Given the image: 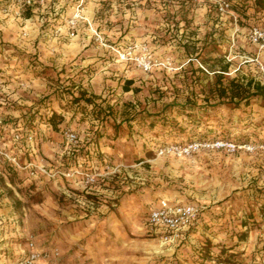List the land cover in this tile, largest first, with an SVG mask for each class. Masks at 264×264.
<instances>
[{"label":"rangeland","instance_id":"obj_1","mask_svg":"<svg viewBox=\"0 0 264 264\" xmlns=\"http://www.w3.org/2000/svg\"><path fill=\"white\" fill-rule=\"evenodd\" d=\"M28 1L0 0V41L48 66L29 73L0 52V141L14 149L13 120L31 124V160L47 172L20 176L0 161V264H17L30 239L58 264H264V97L235 106L218 90L259 81L249 30L264 9L253 0L224 10L222 0H84L91 24L67 37L80 0ZM145 55L150 71L137 60ZM83 93L95 104L71 103ZM49 107L64 115L57 130ZM195 141L203 145L190 155L162 152ZM161 197L203 208L185 240L167 243L146 225Z\"/></svg>","mask_w":264,"mask_h":264},{"label":"built area","instance_id":"obj_2","mask_svg":"<svg viewBox=\"0 0 264 264\" xmlns=\"http://www.w3.org/2000/svg\"><path fill=\"white\" fill-rule=\"evenodd\" d=\"M46 0H37L40 4H44ZM32 4V1H28ZM225 0H222L220 4L221 9L224 10L225 7L229 6ZM89 21L86 12H85V2L84 0L78 1V4L74 8L72 14L69 19H67V33L65 35L67 37H74L77 35L79 26L81 23ZM63 29L61 27H57L54 29L55 35L61 36ZM27 34V33H24ZM96 40L103 42V37L99 32L95 29L92 35ZM249 40L251 43L256 45L257 47L264 49V24L263 25H255L249 30ZM120 53L121 51L117 49ZM122 57L128 60L129 58L134 57V47L131 46L128 49L123 50L121 53ZM139 60L140 65L143 67L144 71H150L152 69V61L148 56H142L137 58ZM252 61H256L260 78L258 79L262 85H264V62L259 58L252 59ZM0 81V88H1ZM0 124H2V120H0ZM13 141L16 144L15 148L12 149L8 147L6 144L0 141V161H5L10 163L17 169L21 170H31L32 174L35 173L34 169L42 170L47 172L41 166L36 164L34 161L26 159L23 161V155L28 152H32L31 155L35 154L36 149L34 147H30L31 143L35 140V135L33 131L24 132L23 128L17 126L13 130ZM67 139L69 143H75L78 141L77 134L73 131L67 133ZM203 143L201 142H193L188 145H172L169 148L163 149L176 152L184 155H190L196 150H198ZM232 148H237L236 144H231ZM20 153H19V152ZM202 207L198 204L194 203H184L182 201H174L167 197H161L157 204L151 207L148 216V225L151 226V230L161 233L160 237L167 243L173 242H181L184 238L185 234H187L193 227H195L200 221L199 217L202 213ZM17 264H58L57 263V252L49 251L39 248L36 242L32 239L28 240L26 243V249H23L17 259Z\"/></svg>","mask_w":264,"mask_h":264},{"label":"trees","instance_id":"obj_3","mask_svg":"<svg viewBox=\"0 0 264 264\" xmlns=\"http://www.w3.org/2000/svg\"><path fill=\"white\" fill-rule=\"evenodd\" d=\"M225 1L229 4H231L232 2L241 3L244 0H225ZM253 6L255 8H258V9H264V0H253ZM27 15L29 17L31 15V12H29ZM263 20H264V18H263ZM263 24H264V21H262V19H261L260 21L252 23L250 28H252L255 25H263ZM0 43H1V41H0ZM9 46L10 45H8L6 43H1L0 44V52H3L7 49V50H10L12 52V54L16 55L19 58V61H18L19 65L14 63L13 64L14 66H22V67L25 66L26 71L29 73L35 72V71L36 72L37 71H43L48 66V64L45 63L44 61H42V59L39 56H37L36 53H33L32 55L26 56L24 54L25 51H23L21 46H16V45L15 46L13 45L11 47H9ZM1 59H2V64H3V62L5 63L4 54L0 55V60ZM227 69H228V65H225L221 70L227 71ZM222 77H223V75L218 76V78H217L218 84H221ZM55 80H56V82L57 81L62 82V79H55ZM133 83H134L133 79H127L124 86H123L124 90L130 91L131 90L130 86ZM136 90H138V89H136ZM218 90L221 91L220 95H222V96L227 95L230 102L235 104V106H239L242 102H244L245 104H249L251 98L256 97V96L264 97V85H262L261 82L256 81L253 78L248 79L247 83H241L240 81L233 79L230 82V87H223V88L220 87ZM61 91L63 92V90H61V89L57 90L58 93H60ZM70 96H71V99H70L71 103H73V104H79L80 105V100H83V99L85 101L91 103L92 105L95 104L94 100L92 98L85 97L84 93L80 96V98L74 97L73 95H70ZM65 97H66V95H65ZM49 109H50V113L47 114L48 123L51 125L53 130H57L58 126H59V122H61L63 120L64 115L62 113L56 111L55 109H53V107H49ZM33 112H34L33 113L34 116H36V113L38 112L37 108H33ZM12 123H13V125L18 124L17 126L20 125V127L23 128L24 132L34 130V126H31V124L30 125H25V124L23 125V122L22 121L18 122L17 119H14ZM37 140H38V137L36 136V141ZM38 152L39 151L36 149L35 154L31 155L32 152L27 151V153H25L23 155V159H24L23 161H25L26 159H30V160L34 159L35 157H37ZM5 163H6L5 166L8 169L7 171H9V172L19 174L20 176H22L26 173L29 176H31V174H32L31 170L17 169L14 166H12L10 163H8V162H5ZM35 172H38V170H35ZM154 205H155V203L151 207H153ZM151 207L148 211V215H147V218L145 221L146 225H148V216H149V212L151 210ZM203 215H204V213H201L202 217H203ZM187 234H185L182 241L185 240V238L187 237Z\"/></svg>","mask_w":264,"mask_h":264},{"label":"crops","instance_id":"obj_4","mask_svg":"<svg viewBox=\"0 0 264 264\" xmlns=\"http://www.w3.org/2000/svg\"><path fill=\"white\" fill-rule=\"evenodd\" d=\"M74 45H75V43H74ZM256 49H258V48L256 47ZM257 53H258V54H257ZM256 56H258V58H259L261 61H264V49H260V50H258V51L256 52V54H254L253 57H256Z\"/></svg>","mask_w":264,"mask_h":264}]
</instances>
